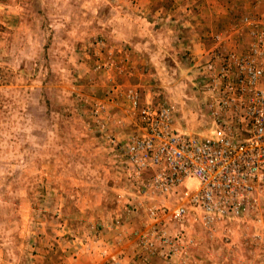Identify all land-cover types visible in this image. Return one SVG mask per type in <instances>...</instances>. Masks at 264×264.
I'll use <instances>...</instances> for the list:
<instances>
[{
	"label": "rangeland",
	"instance_id": "374dc122",
	"mask_svg": "<svg viewBox=\"0 0 264 264\" xmlns=\"http://www.w3.org/2000/svg\"><path fill=\"white\" fill-rule=\"evenodd\" d=\"M132 5L0 0V264H61L95 246L108 248L103 264H264V198L254 214L212 230L194 213L170 224L177 248L168 259L143 246L144 236L161 246L146 215L153 202L126 182L121 152L107 137L120 144L133 131L127 91L143 105L170 106L181 131L206 136L215 127L198 67L115 63L121 36L136 32L120 15ZM258 17L264 24V13ZM245 37L231 48L247 52L252 40ZM128 202L143 204L136 211ZM97 220L110 223L107 232L94 227Z\"/></svg>",
	"mask_w": 264,
	"mask_h": 264
},
{
	"label": "built area",
	"instance_id": "2783aa9c",
	"mask_svg": "<svg viewBox=\"0 0 264 264\" xmlns=\"http://www.w3.org/2000/svg\"><path fill=\"white\" fill-rule=\"evenodd\" d=\"M243 24L251 29L247 52L224 51V37L215 35L209 58L198 66L214 132L179 130L170 106L143 105L131 89L133 131L120 144L107 135L112 150L121 152L126 182L144 202H153L146 215L161 246L148 236L142 244L166 259L177 248L167 235L170 224L194 213L212 230L221 221L254 214L264 198V24L250 18ZM142 204L128 202L136 211Z\"/></svg>",
	"mask_w": 264,
	"mask_h": 264
},
{
	"label": "crops",
	"instance_id": "0c3cea01",
	"mask_svg": "<svg viewBox=\"0 0 264 264\" xmlns=\"http://www.w3.org/2000/svg\"><path fill=\"white\" fill-rule=\"evenodd\" d=\"M120 12L136 29L130 36H121L127 48L122 49L121 56L116 54L115 63L120 61V68H197L209 58L213 36L227 37L224 50H233L234 42L249 35L251 29L243 20L259 18L264 13V0H133L131 8L123 6ZM239 25L243 26L238 28ZM181 55L189 56L190 61L181 62ZM154 57L159 58L157 67ZM114 106L115 102H111L112 109ZM103 223L102 227L97 220L94 227L107 232L110 223ZM95 247L98 251L94 253L63 256L61 264H103L108 248Z\"/></svg>",
	"mask_w": 264,
	"mask_h": 264
}]
</instances>
